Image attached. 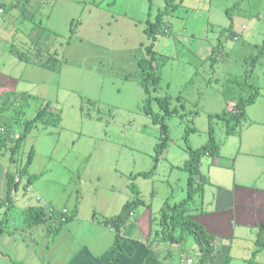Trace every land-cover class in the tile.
Wrapping results in <instances>:
<instances>
[{"label": "rangeland", "instance_id": "1", "mask_svg": "<svg viewBox=\"0 0 264 264\" xmlns=\"http://www.w3.org/2000/svg\"><path fill=\"white\" fill-rule=\"evenodd\" d=\"M174 3L150 34L164 0H0V264L79 263L84 248L99 257L116 236L102 222L136 199L143 203L119 232L131 252L127 264L154 249L162 264H195L201 251L191 236L149 246L154 232L161 234L160 209L185 199L182 165L190 148L207 141L209 115L233 110L254 91L232 135L213 119L219 153L200 160L208 182L190 206L215 236L205 264H264L256 244L264 221V51L253 60L264 44V0ZM141 59H152V70L139 67ZM146 98L168 129L156 161L163 139L144 111ZM155 162L153 173L139 174ZM7 174L20 180L8 200ZM34 206L74 216L32 223Z\"/></svg>", "mask_w": 264, "mask_h": 264}, {"label": "trees", "instance_id": "2", "mask_svg": "<svg viewBox=\"0 0 264 264\" xmlns=\"http://www.w3.org/2000/svg\"><path fill=\"white\" fill-rule=\"evenodd\" d=\"M165 5L164 9L159 11L156 16L154 22L150 23V34L153 33L154 30H157V27L161 25V19L163 15L171 11L176 4L174 3L175 0H164ZM1 9V8H0ZM229 29H231V26H229ZM232 34V33H231ZM214 49H212L211 53H214ZM264 51V44L257 53L253 60L257 61L258 58L261 56V54ZM148 52H151L149 49ZM152 56V54H151ZM153 59V56H152ZM152 59H141L138 61V66L152 70V65L150 64ZM51 58H48L45 62L41 63L42 67H49L50 66ZM53 63V62H52ZM141 85L144 86V90L146 93H148V87L145 85L144 78L141 80ZM257 95V92L254 91L248 97H240L234 106V109L228 112H221L217 114H210L209 115V124L207 129L208 138L205 144H203L201 147L196 149H189L188 151V159L185 160V162L182 165V168L187 172L188 178H187V194L184 200H182L179 203H176L172 206H168L167 202H164V206L160 209L161 215H160V221L162 224L161 228V234L158 233V231L154 232L153 238L150 241V245L155 242V245L157 244L156 239H161L163 241H166L170 244L177 243L180 241H183V239L186 236H191L193 241L199 246L201 251V256L199 257L198 261L195 264H205L208 260H210L213 257L215 247H214V236L208 232L205 227L197 222L194 217L198 214H202L203 212H197L193 209H191L190 203L194 201V197L198 195L201 197L203 195V184L208 182L206 178L200 173L199 164L200 160L204 156L209 157H216L219 153V145L215 142L214 139V128H213V119L218 118L222 120L223 122H226V134L232 135L234 133L235 125L239 123V121L244 117L245 115V107L247 105H250L253 103L255 96ZM148 99L146 98V104L144 106V111L147 114L152 115V121L154 123L160 124V131L162 135L163 141L155 145L156 150V157L155 161L157 160V157L160 153V151L164 148H166V142H167V133L168 129L167 126L164 123L163 118H157L150 110ZM161 107H164V105L167 103L166 98H162L159 101ZM48 105L44 106L38 114L33 118V121H36L37 119L41 118L43 114L46 113ZM46 115V114H45ZM48 117L54 121V124L57 125L60 122V118L57 114L48 113ZM48 122V121H46ZM6 130V128H5ZM186 130H191L190 127H186ZM28 131V126L25 127L23 134L18 137L17 141H19L22 137L26 135ZM6 133L3 135H0V145L5 140ZM12 149H14L12 147ZM32 151V150H31ZM31 152L28 155V159L26 161L25 166L21 170V174L24 173L28 163L31 161ZM156 162L149 171L140 172L139 174L142 176H148L150 173H153L155 170ZM34 179V176L31 175L27 178L25 184H24V190L26 191L28 182H31ZM19 179H14L11 175H6V197L5 199L8 200L9 196L12 191H15L19 184ZM5 200V201H6ZM143 201L140 199L132 200L130 202H125L119 213L116 215L106 218L102 223L105 226H108L110 228H113L116 232L115 240L113 242V246L109 248L108 254L105 258V261L107 264H117L119 257L125 255V246L127 244V240L124 238H120V230L126 227L127 220L129 215L132 212L133 207L142 204ZM28 214L29 219L32 223L41 222L42 220L46 218L53 219L56 217L59 221V224L65 223L69 221L74 215L70 213L63 212L61 210H54L50 209L48 212H45L44 209L41 206H34L28 208ZM257 237H256V244L258 245L259 249H264V221L259 225L257 229ZM170 252V251H169ZM160 253V252H159ZM157 251L153 250L150 251L141 261L140 264H162L160 260H158V254ZM244 264H253L252 260L246 261Z\"/></svg>", "mask_w": 264, "mask_h": 264}, {"label": "crops", "instance_id": "3", "mask_svg": "<svg viewBox=\"0 0 264 264\" xmlns=\"http://www.w3.org/2000/svg\"><path fill=\"white\" fill-rule=\"evenodd\" d=\"M214 242H215V236H214ZM138 245H139V249H140L142 244H138ZM133 247L134 248H131L132 249L131 251H133V252L135 251L138 254V251H139L138 246H133ZM154 250L157 251L158 253L161 251L160 249H154ZM108 251H104L102 253V255L98 257V255L94 256L90 252L86 251L85 248H84V250L80 251L79 254L76 256L77 258L81 259V260H77V261H79V263H75V261H74L71 264H107L106 261H105V258H106L107 254H108ZM125 252H126L125 255L119 257V260H118L117 264H127L128 260L125 261V259H128L127 258V252L128 251H126V249H125ZM128 253H129L128 255L131 254V252H128ZM139 253H140L139 255H142L143 251H139ZM144 253H145L144 254V257H145L148 253L146 254V251ZM135 256H137V255H135ZM144 257H142V258H144ZM213 257H214V255H213Z\"/></svg>", "mask_w": 264, "mask_h": 264}, {"label": "built area", "instance_id": "4", "mask_svg": "<svg viewBox=\"0 0 264 264\" xmlns=\"http://www.w3.org/2000/svg\"><path fill=\"white\" fill-rule=\"evenodd\" d=\"M0 13H2V9H0ZM4 133H6L5 127L0 124V135H3ZM26 191L29 192L30 189L27 187ZM36 199L38 200V197ZM63 212H65V210H63Z\"/></svg>", "mask_w": 264, "mask_h": 264}]
</instances>
